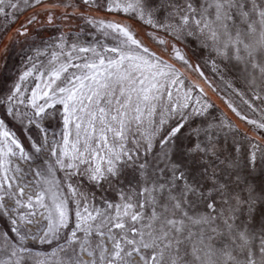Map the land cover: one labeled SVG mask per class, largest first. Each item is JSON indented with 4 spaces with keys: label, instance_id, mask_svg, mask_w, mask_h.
<instances>
[{
    "label": "snow or ice",
    "instance_id": "1",
    "mask_svg": "<svg viewBox=\"0 0 264 264\" xmlns=\"http://www.w3.org/2000/svg\"><path fill=\"white\" fill-rule=\"evenodd\" d=\"M0 264H264V0H0Z\"/></svg>",
    "mask_w": 264,
    "mask_h": 264
}]
</instances>
